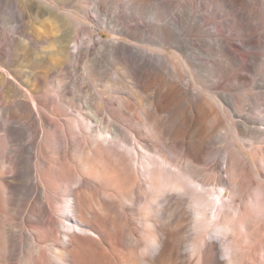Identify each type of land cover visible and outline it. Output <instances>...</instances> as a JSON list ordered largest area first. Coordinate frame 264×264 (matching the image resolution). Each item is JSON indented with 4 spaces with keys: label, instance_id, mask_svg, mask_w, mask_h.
Returning a JSON list of instances; mask_svg holds the SVG:
<instances>
[{
    "label": "bare ground",
    "instance_id": "6f19581e",
    "mask_svg": "<svg viewBox=\"0 0 264 264\" xmlns=\"http://www.w3.org/2000/svg\"><path fill=\"white\" fill-rule=\"evenodd\" d=\"M22 1L21 10L16 4V25L12 26L20 36L10 38L0 26V49L10 47L18 65L16 77L3 73L7 107L0 101V181L5 209L0 264H58V260L66 264H174L182 248H190L189 256L198 264H264L257 254L263 241L249 227L245 192L254 181L246 180L244 158L252 163L263 193L260 176L264 173L242 144L245 134L252 145L260 143L264 134L259 126L264 116L257 113L264 105V74L258 68L264 62L260 32L264 0H128L113 11L105 0H97L95 12L131 39L105 40L123 62L125 77L140 90L154 88L141 99L119 102L105 97L104 86L118 78L109 75L92 31H88L89 40L73 45L78 20L72 11L62 12L54 0ZM2 19L6 25L12 23L8 17ZM209 23L218 35L206 30ZM233 29L241 37L237 45L236 39L220 33ZM234 47L243 50L242 56L232 52ZM81 63L88 82L75 73ZM198 68L201 74L216 76L212 84L197 85L202 92L192 88ZM54 77L59 84L56 94L53 89H40L42 78ZM86 87H92L93 93ZM88 94L102 97L105 105L80 103L84 96L87 102L91 100ZM55 101L67 103L68 109L55 107ZM40 102L47 112L68 118L63 135L54 131L57 140L65 141L63 146L46 147L37 140L42 130L36 115L42 125L52 121L40 113ZM168 102H184L185 116L178 120L162 116ZM224 113L229 124L222 130L218 116ZM236 125L240 129L231 134L233 147L223 150L226 177L212 150L216 144L229 142L228 126L234 129ZM26 135L32 138L30 142L23 141ZM118 144L133 147L141 166L130 169L121 164L114 157ZM257 149L264 150V146ZM151 155L158 160L150 159ZM35 157V169L26 177ZM190 181L199 183L206 194ZM227 192L231 203L239 200L238 216L221 209L226 203L219 206ZM185 204L189 209L182 208ZM262 210L259 205L258 212ZM65 215L74 219L64 231L66 240L58 230ZM170 222L176 224L168 230ZM187 226L189 234L184 233ZM211 227L217 234H211ZM150 234L154 239L150 240ZM143 239L148 243L142 251Z\"/></svg>",
    "mask_w": 264,
    "mask_h": 264
},
{
    "label": "rangeland",
    "instance_id": "374dc122",
    "mask_svg": "<svg viewBox=\"0 0 264 264\" xmlns=\"http://www.w3.org/2000/svg\"><path fill=\"white\" fill-rule=\"evenodd\" d=\"M16 1V3L14 2ZM19 1L21 2L22 0H4V2L2 1L0 3V11H1V15H0V26L2 28H4V30L7 32L8 35H10L9 37L12 38L14 36H20L19 33L14 32L12 26L16 25V22L14 21L15 19V14H17L18 11L16 10V7L19 8L23 7V1L21 3H19ZM106 3L108 4L109 10L115 9V7L117 5H125V3L128 0H105ZM10 2V3H9ZM54 2H57L59 4V7L61 9L62 12H67V11H72L74 14V17L76 18V20H78V31H77V35L74 36V42L72 43L74 45L75 41H79L81 42V40H89L90 39V35L88 34V31H92V36L94 38L95 41L100 42L99 46L97 49H99L101 51V56L103 59L104 64L107 67V71L109 73V75L111 77L114 76V78L117 76L118 81L112 82V83H108V85L104 86V88L107 89V91H105V97L111 100H115L117 102L122 101L124 98L126 99H130L135 101V98H140L142 96H146L147 94H151L153 92L154 88H150L149 90H140L137 87H134V85L132 84L130 78H127L125 76H127L124 72H125V68L123 65V62L118 58V56L116 55V50L113 48V46H109L107 43H105V40L109 39V38H122L124 40L127 41H131L130 37L124 32V30L119 29L115 26H112L108 23H105L103 21V18L105 17L102 15H99L95 12V5L97 3V0H54ZM129 2V1H128ZM19 4L16 6V4ZM5 4V5H3ZM13 4V5H12ZM9 5V6H8ZM15 6V7H14ZM15 8V9H13ZM19 8H17L19 10ZM262 8H263V12H264V4H262ZM21 10V8H20ZM16 12V13H15ZM15 13V14H13ZM148 13V12H146ZM230 17H233L232 15L234 14V10L231 9L230 10ZM14 15V16H13ZM146 15V14H145ZM3 16L6 18L8 17V19L10 21H12V23L6 25L4 24L3 21ZM14 18H12V17ZM12 18V19H10ZM222 18H228L226 16H222ZM148 19V18H147ZM261 21L262 23V28L260 29V32L263 33L264 36V16L262 17ZM6 26H4V25ZM206 30H212L214 32V35H218L217 32H219L217 30L216 27H214V25L211 23H209L208 25H206ZM216 32V33H215ZM236 30L233 29L229 32H220L222 36L224 37H231L233 39H236V43L235 45H237L239 42V39L241 38L240 36L236 35ZM235 35V36H234ZM264 38V37H263ZM264 40V39H263ZM87 45H92L94 46L93 42H87ZM146 47H152L150 44L145 43L144 44ZM165 47L167 48L168 51L172 52L173 49L170 48V46L168 44L165 45ZM236 47V46H235ZM232 50V52H234L236 55L238 56H242L243 50H237V49ZM11 49L9 48H4V49H0V101L4 103V106L7 107V102L9 100V96H8V87L6 85V83H4L3 81V76L5 74H9V76H13L16 77V69L18 67V65L16 64L15 60L12 59V55L9 53V50ZM237 50V51H236ZM263 51H264V47H263ZM163 52V51H162ZM8 54V55H7ZM180 62V61H179ZM181 63V62H180ZM183 65V63H181ZM184 66V65H183ZM190 67V66H188ZM79 69L75 70V73L80 76L82 81L88 82V79L84 78L82 73L85 69V65L84 63L80 64V67H78ZM84 68V69H83ZM259 69H261V71L264 74V62L261 64V66L258 67ZM200 69L198 68V71L196 72V76H195V83H197L196 85H192V88L195 89V91H201L199 90V88L197 89V85H200V82L206 83L208 84H212L214 82V80L216 79L215 75H206V74H201V72L199 71ZM116 73V75H114ZM210 75V76H209ZM208 76V77H207ZM215 76V77H214ZM262 79L264 80V75H261ZM214 78V79H213ZM25 78H22V81H24ZM55 80V81H54ZM46 81V83H45ZM54 81V83H53ZM50 82V83H49ZM56 78L54 77L53 79L51 78L49 81L45 80L44 78H42L39 81V85L40 89L42 88L44 92L46 91H54L52 93L56 94L57 91V87L59 84L56 83ZM111 82V81H110ZM264 82V81H262ZM51 85V86H50ZM57 86V87H56ZM3 87V90L1 91ZM133 87V89H131ZM29 87L27 86H23V89L27 90ZM103 88V87H102ZM86 91L89 92V94H92L94 89L92 87H86ZM88 94V97L91 98L90 101L87 102V97L84 96L81 98V100L79 101L80 103H85V105L87 107L91 106H96V105H105V101L102 99V97H93L91 95ZM139 94V95H136ZM22 97H24V94L22 95ZM24 99L26 100H30L29 97H24ZM84 101V102H83ZM101 103H100V102ZM55 101L54 105L55 107H58L61 105V107H65L67 108V103H60ZM78 104V102H76ZM43 102L38 103V109L40 110V113L43 112V114H46L51 121V124H41V121L39 120V115H36L38 118V127L41 128L42 132L41 134H39L37 140L42 142L46 147H52L55 148L54 144H58L60 146H63L65 144V141L63 139H59L57 140L54 137V131H57L58 134H62L66 128V122L69 121L68 118L65 116H62V118L57 117L55 114H51L49 112H47L48 110L46 109V106L43 105ZM45 106V107H44ZM184 108H185V103L184 102H178V103H172V102H168L167 106L165 107V109L161 112L162 116H167L168 118H174V119H180L182 116H185L184 114ZM68 109V108H67ZM5 111V109H2ZM259 110V111H258ZM257 113L258 116L263 117L264 116V105H261L260 108H258ZM141 111V110H140ZM0 112H1V108H0ZM70 116H72L71 119H74L75 116L70 112L69 113ZM226 114H221L219 115V121L221 122L220 124V129L224 130L223 127L227 124H229V120ZM64 118V119H63ZM70 119V118H69ZM71 124H72V120ZM40 122V125H39ZM74 123V122H73ZM197 125V118L194 119L193 121V126ZM262 129H264V121L260 120V125H259ZM74 130H78L79 127L77 126L76 123H74L73 125ZM238 129H240L239 125H236L234 129L231 128V126H228V133L230 134V139L229 142H227L226 144H216L215 148L212 150V153H214L215 155V160L218 163V166L220 167V169L224 170V175L226 177H228V173L226 170V159L224 157V149H229L233 147V139L231 137V134L235 133ZM236 130V131H235ZM49 131V132H48ZM50 133V134H48ZM245 139L243 140V146L245 148V150L248 152V154L250 156H252L254 158V161L257 162L258 164V168L261 172L264 173V150L261 149H257V147H259L260 145L264 146V134H262L260 137L261 142L257 143V144H251L250 143V136H248L247 134H245ZM29 139V140H28ZM31 137L29 135H26L23 138V141L25 142H30L31 141ZM2 143V141H0V144ZM39 143V142H38ZM38 145V144H37ZM247 146V147H246ZM249 147V148H248ZM222 149V150H221ZM30 150H32L30 148ZM115 150V155L114 157H118L121 160V164L123 163V165H125L126 167H129L130 169L132 168H137L138 166H141L139 164V159H141V157L139 158V156L136 154V150L133 147H127L125 145H120L118 144V146L116 145V147L114 148ZM219 150H221V152H219ZM35 152V150H33ZM32 151V152H33ZM31 151H29V155H34ZM144 157V155L142 156ZM157 159L158 158L156 156H150V159ZM122 158V159H121ZM36 160H33L29 166H27V170L29 169V171L26 172V177H30L31 176V170L35 169V166H33V164L35 163V161H37V158L35 157ZM47 160H49L50 162V156L46 157ZM262 159V160H261ZM161 162V160H159ZM163 166L166 169L171 170L173 173L175 172V169L170 168L169 165H166L163 163ZM29 167V168H28ZM58 167V166H57ZM243 168H244V172L247 174V181L248 180H253L254 183H252L251 188L245 192V205L248 206V208L250 209V215H249V227L251 232L253 234H258L261 239H262V244H263V248H260L257 252L258 257H260L261 261H264V193L260 192L259 190V180H258V175L255 174L254 170H253V166L252 163L244 158L243 161ZM51 177V174H48ZM91 179L93 178L92 176H89ZM260 177H263L261 180L262 183L264 181V175H261ZM261 179V178H260ZM94 181V179L92 180ZM191 186L195 187L198 189V191L200 193L206 194L205 193V189L197 182H193L190 181ZM95 183V181H94ZM217 191L219 190L218 188L216 189ZM239 196V195H238ZM237 196V197H238ZM230 194L229 192H227V194L223 197L222 201L219 203V206L222 207V203H226L224 207H222L221 209L226 212V213H236V216H238V208H237V203H239V200H237L236 203H231L230 201ZM230 201V202H229ZM4 197H3V190H2V185H1V181H0V259L2 260V256L4 255V253L2 251H4L2 245H3V241H4V236H3V223H4ZM188 204H185L182 208L184 209ZM261 206L263 208V210L261 212H258V206ZM189 207V205L187 206ZM186 209H189L187 208ZM185 210V209H184ZM187 216V215H186ZM139 217V216H138ZM4 221H3V220ZM61 219V223L59 225L60 228H58L59 230V235L63 238V239H67L64 231L68 230L70 228V225L74 224V219L70 216L65 215V217L60 218ZM178 219V218H177ZM193 217L191 216V230L190 233H195V230L193 228V223H192ZM138 222V224L142 227V223L141 220H136ZM177 221V220H176ZM190 221V218L189 220ZM185 223V221H183ZM171 224H167V229H171L173 225L176 224V222ZM171 227V228H170ZM190 227H186V229H184V233L185 234H189V228ZM62 229V230H61ZM188 229V230H187ZM211 230V234L215 235L217 234L216 231L214 230L213 227L210 228ZM154 239L153 234H150V240ZM148 243L147 239H143L142 240V245L140 246V250H144L146 244ZM221 247V246H220ZM2 249V250H1ZM222 249V248H221ZM183 251H181V256L179 255L177 258H175L173 260L174 264H198L197 260L195 259L194 256L190 255V248H182ZM3 253V255L1 254ZM251 253H253V249L251 250ZM188 254V255H187ZM186 256V257H185ZM182 259H181V258ZM222 256H220L221 258ZM224 258V257H222ZM179 261V262H178ZM181 261V262H180ZM58 264H66L63 261H59L58 260ZM263 264V263H262Z\"/></svg>",
    "mask_w": 264,
    "mask_h": 264
}]
</instances>
